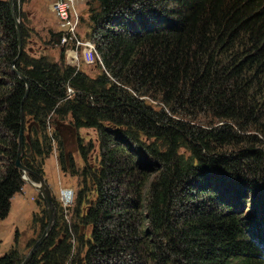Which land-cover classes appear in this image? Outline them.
<instances>
[{
	"label": "trees",
	"instance_id": "obj_1",
	"mask_svg": "<svg viewBox=\"0 0 264 264\" xmlns=\"http://www.w3.org/2000/svg\"><path fill=\"white\" fill-rule=\"evenodd\" d=\"M87 5L94 77L66 63L59 32L53 61L24 51L20 25L19 54L0 0V220L24 185L20 135L25 168L44 177L55 151L78 179L70 223L52 200L54 226L26 264H264V0ZM24 258L15 245L0 264Z\"/></svg>",
	"mask_w": 264,
	"mask_h": 264
},
{
	"label": "rangeland",
	"instance_id": "obj_2",
	"mask_svg": "<svg viewBox=\"0 0 264 264\" xmlns=\"http://www.w3.org/2000/svg\"><path fill=\"white\" fill-rule=\"evenodd\" d=\"M88 1L90 0H75V11L79 17L78 36L84 38V40L88 37L90 28ZM52 4L53 0H27L26 3L19 5V17H17V20L19 26L24 25L27 31L24 51L32 57H39L44 54L53 61H58L61 47L47 44L51 39V33H58V20L52 10ZM93 8L95 7L93 6ZM67 59L66 63L68 65L77 66L71 64L70 62L72 61ZM78 64L79 69L86 72L90 77H94L103 71L99 63L97 65L87 66L79 59ZM79 136L83 138L86 145L93 142V145L97 147L94 131L82 129L79 131ZM67 143L69 150L75 154V140L69 139ZM73 157L77 164H82V161L76 154ZM90 162H95V160ZM43 168L45 174L43 178L50 188L52 200H55L59 204L58 194L62 188L71 189L77 194L78 179L60 172L55 158V151L47 159ZM73 207L74 203L67 214L69 223ZM44 211L45 205L39 193L24 181L21 191L10 199L7 216L0 220V257L9 253L15 245L20 251H23L25 256L28 254L30 249L27 248V244L32 240L37 241L40 238L38 236H41L47 227L48 217L46 215V219H44ZM34 218L35 221H33ZM43 220L46 223L44 229L42 227ZM55 220L56 215L54 223ZM89 233L90 229L87 228L86 235Z\"/></svg>",
	"mask_w": 264,
	"mask_h": 264
},
{
	"label": "built area",
	"instance_id": "obj_3",
	"mask_svg": "<svg viewBox=\"0 0 264 264\" xmlns=\"http://www.w3.org/2000/svg\"><path fill=\"white\" fill-rule=\"evenodd\" d=\"M52 10L58 20L57 30L61 34L60 46L65 48L66 59H70L72 61L70 63L77 65L76 67L79 66V59L87 66L99 63L102 67L94 43L78 36L79 17L75 11V0H53ZM67 92L73 93L70 89H67ZM75 198L76 194L73 190L66 188L59 190L58 200L66 220Z\"/></svg>",
	"mask_w": 264,
	"mask_h": 264
},
{
	"label": "water",
	"instance_id": "obj_4",
	"mask_svg": "<svg viewBox=\"0 0 264 264\" xmlns=\"http://www.w3.org/2000/svg\"><path fill=\"white\" fill-rule=\"evenodd\" d=\"M9 7H10V11H11L12 20L14 22L15 29H16L17 39H18V43H19V54H20L21 53V33H20L19 22L17 20V17L14 14V11H13V0H9ZM14 72L18 76V78L22 82H24V84L26 86V94H27L28 89H29V85H28L26 77L23 76L21 73L17 72L15 69H14ZM25 97H26V95H25ZM21 119H22V116H21ZM65 138H66V141H69V138H67V137H65ZM73 138H74V136L72 137V139ZM67 147L69 148L68 143H67ZM22 149H23L22 137L20 135L19 141H18V151H17V158H16L15 165L22 172V180L25 181L31 187H33L39 193L42 201L44 202L45 212H46V215L48 217L46 229L44 230V232L42 233L40 238L33 244L30 251L25 256L23 262L21 263V264H26L30 260V258L33 256L35 251L38 249V247L44 242V240L50 234V232L53 228L56 211H55V207H54L53 202H52L50 188H49L48 184L46 183L45 179L39 175L32 173L31 171H29L27 168H25L21 164ZM30 176L35 177L37 182H34L30 178Z\"/></svg>",
	"mask_w": 264,
	"mask_h": 264
}]
</instances>
